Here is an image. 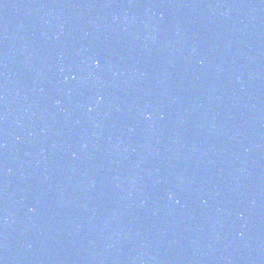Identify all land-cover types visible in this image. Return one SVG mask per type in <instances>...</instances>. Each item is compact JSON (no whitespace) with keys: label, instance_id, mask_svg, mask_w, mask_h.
<instances>
[{"label":"water","instance_id":"95a60500","mask_svg":"<svg viewBox=\"0 0 264 264\" xmlns=\"http://www.w3.org/2000/svg\"><path fill=\"white\" fill-rule=\"evenodd\" d=\"M0 264H264V0H0Z\"/></svg>","mask_w":264,"mask_h":264}]
</instances>
